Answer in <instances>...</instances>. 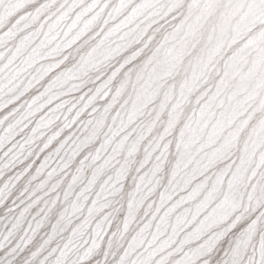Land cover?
I'll return each mask as SVG.
<instances>
[{
    "label": "snow or ice",
    "instance_id": "snow-or-ice-1",
    "mask_svg": "<svg viewBox=\"0 0 264 264\" xmlns=\"http://www.w3.org/2000/svg\"><path fill=\"white\" fill-rule=\"evenodd\" d=\"M0 264H264V0H0Z\"/></svg>",
    "mask_w": 264,
    "mask_h": 264
}]
</instances>
